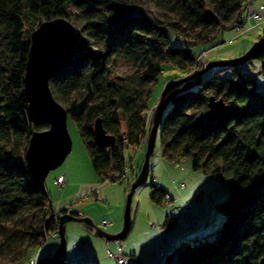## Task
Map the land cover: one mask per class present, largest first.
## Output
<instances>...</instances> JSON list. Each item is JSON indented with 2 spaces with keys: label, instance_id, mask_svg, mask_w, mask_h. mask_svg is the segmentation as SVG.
<instances>
[{
  "label": "trees",
  "instance_id": "obj_1",
  "mask_svg": "<svg viewBox=\"0 0 264 264\" xmlns=\"http://www.w3.org/2000/svg\"><path fill=\"white\" fill-rule=\"evenodd\" d=\"M245 6L244 0H0V263H23L58 223L46 188H37L24 161L30 132L48 126L27 117L22 78L30 31L54 17L74 26L73 54L49 87L76 125L99 181L114 182L124 148L145 141L157 77L173 70L166 82L206 63L191 47L221 43L220 32L245 21ZM119 60L131 64L128 73L116 74ZM257 66L259 80L251 76ZM188 83L168 87L166 95ZM209 95L234 114L221 122L205 118ZM97 117L115 137L110 147L93 139ZM159 128L163 160L189 159L193 170L220 176L236 192L215 203L223 217L215 231L165 252L158 264H264V45L246 62L211 68L174 94ZM166 193L150 183V200L162 203Z\"/></svg>",
  "mask_w": 264,
  "mask_h": 264
},
{
  "label": "rangeland",
  "instance_id": "obj_2",
  "mask_svg": "<svg viewBox=\"0 0 264 264\" xmlns=\"http://www.w3.org/2000/svg\"><path fill=\"white\" fill-rule=\"evenodd\" d=\"M260 1L264 0L255 1L256 3L250 7V11L261 14L257 8ZM246 11L247 8L245 9V15ZM27 18V23L35 24L34 18L31 16H27ZM256 23L257 25L248 29L233 41L230 39L236 32L233 28H230L218 34L217 40L221 43L210 48H207L206 44H197L193 45L191 50L196 55L206 51L203 58L208 60L240 55L264 31L262 18L257 20L245 19L243 22L245 29ZM26 24L25 26H27ZM169 36L173 38L170 32ZM199 66L193 67L192 70ZM166 67L169 66L166 65ZM130 70L131 64L124 60H119L115 67V72L118 75L128 73ZM173 72V70H165L157 77L151 89L149 111L153 110L150 107L152 108L158 100L163 86L169 81L180 78H173L165 82L167 75ZM251 76L255 80L261 79L257 72L255 75L251 74ZM67 124L71 138L70 152L58 167L47 173L44 180L51 206L54 209H62L69 205L72 211L82 213L78 217L87 216L103 231L116 232L122 225V213L129 185L141 167L147 135L145 141L141 140L137 146H126L124 148L122 180L118 181L116 175H113L115 176L114 182L101 183L100 178L91 166L85 148L80 142L76 125L69 118ZM149 126L150 122H146L147 134ZM159 133L160 128L157 130L147 178L143 184L134 189L131 197V225L126 236L118 241L106 242L94 235L91 226L82 222L68 221L65 223L66 246L63 264H93L95 261H98V264H114V259L110 257V253L114 252L118 245L122 247L124 253L132 255L142 262L158 264L157 247L159 238L164 236L170 238L172 245L165 248L168 253L175 250L183 242L189 243L194 238H202L212 233L220 225L223 217L215 209V203L230 194H234L236 190L234 189L231 192V190L225 188L221 182V177L218 175L193 170L189 159L184 158L175 162L163 160L160 156ZM60 175L63 176L65 182L61 186L54 183L55 178ZM151 180L155 182L156 186L168 191L173 198L170 203L162 204L149 199ZM172 180L175 185L184 183V187L178 189L171 183ZM188 200H190V208L186 209L185 202ZM193 214L201 215L200 229L197 228L199 225L195 223L190 225L193 222ZM56 220L58 221V218ZM165 222L168 223L164 225ZM79 240H83L85 246L73 249L72 245L78 243ZM57 245V233L56 236H45L42 247L29 255L21 264H34L38 258L50 256Z\"/></svg>",
  "mask_w": 264,
  "mask_h": 264
},
{
  "label": "water",
  "instance_id": "obj_3",
  "mask_svg": "<svg viewBox=\"0 0 264 264\" xmlns=\"http://www.w3.org/2000/svg\"><path fill=\"white\" fill-rule=\"evenodd\" d=\"M204 13L210 19L215 18L210 9H206ZM75 44L74 26L63 17L44 19L29 33V48L22 78L27 117L30 122L42 120L47 122L48 126L43 130H32L30 132L24 149V161L27 171L41 191H45L44 180L47 173L58 167L71 149V139L67 129V112L52 95L49 79L57 70L69 63ZM263 45L264 32L240 55L208 60L184 76L166 83L152 110L141 167L131 181L126 193L121 228L116 232H106L98 228L87 216L77 217L72 213H62L58 216L56 229L58 245L56 249L50 256L38 258L34 264H63L66 246L65 223L68 221L82 222L91 226L94 235L106 242L123 239L131 225L130 204L133 191L143 184L147 178L157 130L162 120L163 111L171 97L178 92L195 86L201 80L202 74L211 68L246 62ZM184 81H190V83L166 95L168 87ZM206 107L204 117L212 121H224L235 112L233 106L225 103L221 97L214 95L207 97ZM93 139L102 147H110L115 141L114 135L104 130L99 117L93 121ZM262 262L261 259L260 263Z\"/></svg>",
  "mask_w": 264,
  "mask_h": 264
},
{
  "label": "built area",
  "instance_id": "obj_4",
  "mask_svg": "<svg viewBox=\"0 0 264 264\" xmlns=\"http://www.w3.org/2000/svg\"><path fill=\"white\" fill-rule=\"evenodd\" d=\"M257 8L258 10L261 12V14L257 13L256 11H250V8L248 7L247 8V11H246V19H259V18H262L263 21H264V1H261L258 3L257 5ZM256 24H252L250 25L249 27H247L246 29L243 27V23L242 24H236L234 25V31L236 32V34L232 37V39H237L239 37V35L243 34L245 31H247L248 29H250L251 27H254ZM260 71V67H256L253 72H252V75H255L256 72L257 74L259 73ZM124 172L122 171L120 174H116V177H118L120 175V177H122V174ZM62 175L58 176L57 179H55L54 183H56L57 185H62L63 184V179H62ZM119 177V178H120ZM109 180L107 179H103L101 181V183H106L108 182ZM174 186H176L178 189H181L182 187H184V183H179L177 185H175V182L172 180L171 182ZM97 198V197H95ZM172 196L169 194V193H166L164 194V197H163V200H162V203H170L172 201ZM185 208L186 209H189L190 208V200L186 201L185 202ZM61 211H64V212H71V208L69 205L63 207L62 209H53L52 211V215L54 216V219H56V214L60 213ZM75 213L77 214V216H81L82 213L80 211H75ZM193 217V222L190 223V225H194L193 223L199 225L200 227V224H201V215H198V214H193L192 215ZM197 227V228H199ZM168 228V227H167ZM171 228V227H169ZM177 228V227H175ZM184 228V227H183ZM49 237V236H56V230L53 231V232H50L49 234L46 235V237ZM171 245V240L168 238V237H162V238H159V245H158V248H157V259L160 260L164 255H165V248L166 246H169ZM85 246V242L83 240H79L78 243H75L72 245V248L73 249H76V248H82ZM110 257L112 259H114V264H148L146 262H142L140 260H138L137 258H135L134 256L130 255V254H126L123 252L122 250V247L120 245H118L115 249L114 252H111L110 253ZM93 264H98V261H95Z\"/></svg>",
  "mask_w": 264,
  "mask_h": 264
},
{
  "label": "bare ground",
  "instance_id": "obj_5",
  "mask_svg": "<svg viewBox=\"0 0 264 264\" xmlns=\"http://www.w3.org/2000/svg\"><path fill=\"white\" fill-rule=\"evenodd\" d=\"M255 1H257V0H244V3H245V7L246 8H250V7H252L253 5H254V3H256ZM261 2V1H260ZM258 5V4H257ZM245 8V9H246ZM245 19H246V17H245ZM234 29V28H233ZM230 40H234V39H230ZM205 54H206V51H202L201 53H199L198 55H197V59H202L203 58V56H205ZM190 72V71H189ZM155 105V104H154ZM154 105H153V107H154ZM153 107L151 108L150 107V109H153ZM152 111V110H151ZM67 121H68V119H67ZM69 124V123H68ZM68 124H67V129H68ZM69 132V131H68ZM71 139V138H70ZM58 177V176H57ZM57 177L55 178V179H57ZM120 175L117 177V180L119 181V180H122V177H120ZM62 179H63V182H64V178L62 177ZM151 182L153 183V184H155V182L153 181V180H151ZM172 182V181H171ZM65 183V182H64ZM45 185V184H44ZM96 194V193H95ZM62 212V211H61ZM164 237H167V236H164ZM170 239V238H169ZM158 245H159V239H158ZM158 248V247H157Z\"/></svg>",
  "mask_w": 264,
  "mask_h": 264
}]
</instances>
